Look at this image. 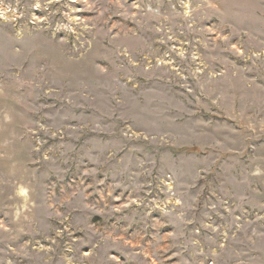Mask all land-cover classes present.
<instances>
[{"label": "rangeland", "instance_id": "obj_1", "mask_svg": "<svg viewBox=\"0 0 264 264\" xmlns=\"http://www.w3.org/2000/svg\"><path fill=\"white\" fill-rule=\"evenodd\" d=\"M0 264H264V0H0Z\"/></svg>", "mask_w": 264, "mask_h": 264}]
</instances>
